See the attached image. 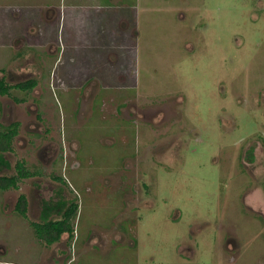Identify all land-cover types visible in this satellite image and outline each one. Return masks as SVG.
Wrapping results in <instances>:
<instances>
[{
  "label": "rangeland",
  "instance_id": "374dc122",
  "mask_svg": "<svg viewBox=\"0 0 264 264\" xmlns=\"http://www.w3.org/2000/svg\"><path fill=\"white\" fill-rule=\"evenodd\" d=\"M48 1H67L64 14L71 0ZM138 7L134 88L67 90L58 64L43 82L19 30L0 49V128L18 131L0 175H16L17 161L36 173L0 183V264L44 263L57 241L30 223L75 196L59 245L69 264H264V0ZM26 8L13 9L15 23L37 11Z\"/></svg>",
  "mask_w": 264,
  "mask_h": 264
},
{
  "label": "crops",
  "instance_id": "0c3cea01",
  "mask_svg": "<svg viewBox=\"0 0 264 264\" xmlns=\"http://www.w3.org/2000/svg\"><path fill=\"white\" fill-rule=\"evenodd\" d=\"M0 1L2 7L10 10L26 7L37 10L35 14L38 16V24L34 20L35 14L31 13L27 16L31 20L24 26L15 23L13 16L17 14L14 10L0 15V49L2 52V47L6 46L4 52L10 51L16 39L22 40L17 38V30L24 33L23 41L28 45L25 51H35V64L41 66L44 80L51 77L58 64V68L65 65L62 69V66L60 67L59 74L67 90L79 88L90 92L101 87L127 90L136 86L140 22L138 0L129 2L131 5H128V0H109L107 3L92 0L90 5L71 0L68 6H64V14L62 4L67 1L55 4L48 0ZM107 4L112 6L108 7ZM3 25L11 30L2 32ZM7 40H11L10 46L6 45ZM35 44L38 45L36 49ZM61 56L62 60L59 61ZM84 58L90 59L83 60ZM89 92L86 99L90 98ZM66 206L67 201L61 200L56 215L60 217ZM69 236V233H64L60 240L53 244L54 247L44 260L50 258L48 260H52V264H59V260H63V264H69L70 252L67 253L65 246H59L66 242ZM71 242H68V247Z\"/></svg>",
  "mask_w": 264,
  "mask_h": 264
},
{
  "label": "trees",
  "instance_id": "16d2710c",
  "mask_svg": "<svg viewBox=\"0 0 264 264\" xmlns=\"http://www.w3.org/2000/svg\"><path fill=\"white\" fill-rule=\"evenodd\" d=\"M6 92V83L3 79H0V93ZM16 123L10 125L1 126L0 128V152L6 153L12 150L13 137L18 133ZM16 175H0V183L6 186H16L17 182L21 178L31 177L36 174L32 172L25 164L21 161H17L15 165ZM61 182L66 183L63 177H59ZM75 199L69 200L67 206L62 212L60 217L48 218L42 221L33 222V228L36 236L49 243H53L61 238L64 233H71L73 230L74 219L77 217L78 201ZM25 198L17 203V210L19 213H25L27 206L25 204ZM51 215V213H50Z\"/></svg>",
  "mask_w": 264,
  "mask_h": 264
},
{
  "label": "flooded vegetation",
  "instance_id": "af4514ba",
  "mask_svg": "<svg viewBox=\"0 0 264 264\" xmlns=\"http://www.w3.org/2000/svg\"><path fill=\"white\" fill-rule=\"evenodd\" d=\"M39 54V53H38ZM41 58V55H39V59ZM39 65V64H38ZM37 65V66H38ZM38 68H39V73H41L42 74V76H43V71H42V68H41V66L39 65L38 66ZM38 72V71H37ZM0 79H3V78H1L0 77ZM45 78H44V76H43V79H42V81L44 82L45 80H44ZM4 80V79H3ZM26 86H27V88H30V89H35L36 87H37V85H38V83H39V81H38V77L36 76V74H35V72H31V74L28 76V78L26 79ZM7 85V84H6ZM45 88H47L48 89V86L46 87V86H44ZM92 90H95V89H92ZM97 90V89H96ZM87 91V90H86ZM48 92V94H47V96L49 97V91H47ZM6 93V92H5ZM4 93V94H5ZM1 94V93H0ZM2 95V94H1ZM90 99V98H89ZM89 99H87V101L89 100ZM93 99V98H92ZM84 103V102H83ZM1 153V152H0ZM0 165H2V158H0ZM67 202H68V199H67ZM55 204V203H54ZM3 212H4V210H2ZM18 211V210H17ZM27 211V210H26ZM19 213V212H18ZM19 215H20V213H19ZM52 215V214H51ZM35 221H38V220H32L31 221V225L29 226L30 227V229H32V227H33V222H35ZM60 240V239H59ZM58 241V240H57ZM60 262H59V264H63L62 262H63V260H59ZM42 264H52V260H45L44 261V263H42ZM66 264H68V262H66Z\"/></svg>",
  "mask_w": 264,
  "mask_h": 264
}]
</instances>
